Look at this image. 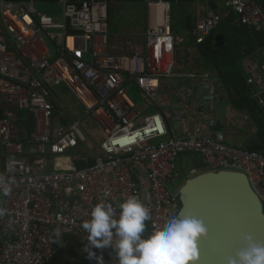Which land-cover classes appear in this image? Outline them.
<instances>
[{
  "label": "built area",
  "instance_id": "1",
  "mask_svg": "<svg viewBox=\"0 0 264 264\" xmlns=\"http://www.w3.org/2000/svg\"><path fill=\"white\" fill-rule=\"evenodd\" d=\"M113 1L0 0V181L9 188H0V264H97L83 250L87 233L81 227L95 204L109 202L118 210L136 195L150 209L147 236L180 211L179 189L170 187L205 171L244 174L264 210V152L207 133L169 137L163 116L140 118L131 96L133 86L147 96L159 82L176 79L209 89L223 84L209 71L177 73L176 48L191 38L203 45L230 14L236 24L264 32V0H225L226 13L212 0H143L145 43L125 54L113 53L109 43ZM191 3L199 4L193 34L176 35L172 16L153 12ZM57 4L60 18L38 8ZM242 68L264 117V47L244 53ZM64 86L87 115L92 112L95 126L58 111L55 90ZM29 115L34 130L25 137ZM98 137L106 139L94 163L78 168L88 164L86 150ZM68 156L67 167L61 161ZM94 251L104 264H118L112 248Z\"/></svg>",
  "mask_w": 264,
  "mask_h": 264
},
{
  "label": "clouds",
  "instance_id": "2",
  "mask_svg": "<svg viewBox=\"0 0 264 264\" xmlns=\"http://www.w3.org/2000/svg\"><path fill=\"white\" fill-rule=\"evenodd\" d=\"M4 193L9 188L0 181ZM0 211V215H2ZM150 209L130 195L117 207L109 202L95 204L81 227L87 233L84 251L89 260L104 264L94 249L112 248L118 264H198L199 241L208 229L204 221L188 213L171 215L162 228L145 236ZM57 237L60 231L55 232ZM226 264H264V242L253 235L243 237L242 246Z\"/></svg>",
  "mask_w": 264,
  "mask_h": 264
},
{
  "label": "crops",
  "instance_id": "3",
  "mask_svg": "<svg viewBox=\"0 0 264 264\" xmlns=\"http://www.w3.org/2000/svg\"><path fill=\"white\" fill-rule=\"evenodd\" d=\"M183 7V12L175 15V31L193 34L195 21L199 18V4L191 3ZM176 64V72L183 73V67L177 61ZM196 70L199 69L194 71ZM138 98L141 105L137 109L141 112L142 119L152 114H161L166 121L169 137L207 133L227 145L242 148L251 146L257 137L255 124L245 112L233 106L222 82L209 89L207 85L195 84L188 79L161 81L156 92L147 96L143 94ZM134 102L137 103L136 100ZM253 130L255 131L250 133ZM69 162V156L61 161L67 167ZM182 165L186 169L192 168L186 159L182 160Z\"/></svg>",
  "mask_w": 264,
  "mask_h": 264
},
{
  "label": "water",
  "instance_id": "4",
  "mask_svg": "<svg viewBox=\"0 0 264 264\" xmlns=\"http://www.w3.org/2000/svg\"><path fill=\"white\" fill-rule=\"evenodd\" d=\"M202 6L205 2L200 3ZM217 45L226 37L217 34ZM179 215L191 213L208 229L199 241L198 264H226L251 234L264 242V210L248 178L230 171H205L185 179L179 188Z\"/></svg>",
  "mask_w": 264,
  "mask_h": 264
},
{
  "label": "rangeland",
  "instance_id": "5",
  "mask_svg": "<svg viewBox=\"0 0 264 264\" xmlns=\"http://www.w3.org/2000/svg\"><path fill=\"white\" fill-rule=\"evenodd\" d=\"M219 7L218 11L222 13H226L227 9L224 7L225 0H216ZM40 12H46L51 15L56 16L57 12L61 15L62 8L57 5L52 6V8H43L41 5L38 6ZM184 10L183 5H174L171 8V15H172V24L175 25L177 23V19L175 15L180 12L182 13ZM58 18L59 15H57ZM232 18L235 23V16L230 14L227 18ZM225 19V20H226ZM109 26H110V36H109V43L112 48V52L115 54H125L128 52L129 47L138 46L141 47L145 43V37L148 29V10L146 7V2L143 0H118L113 1L111 8L109 9ZM236 28H240L235 26ZM186 40V39H184ZM226 44V42H225ZM224 44V45H225ZM263 47V46H262ZM232 53V51L222 52L218 56L220 59L219 64L224 63L228 56ZM236 56L237 62H241L240 58ZM176 61L179 66H182V71L191 72L195 69L202 70L199 68L201 66H205L207 61L202 59V50L200 46L195 44L193 38L187 40L185 44L181 47L176 48ZM210 72V71H209ZM216 75V72H210ZM55 94L57 96V107L60 113H65L69 116V118L76 122L78 120L85 121L90 126H95L97 122L93 118L92 112L90 115H87L86 110L81 105L77 97L67 88V87H60L55 90ZM135 105L138 107L141 103L137 102ZM142 118V115L140 116ZM251 119V118H250ZM252 120V119H251ZM253 122V121H252ZM254 123V122H253ZM86 135H89L90 132L83 128ZM255 130H258L257 128ZM255 130L251 131L253 133ZM97 133V132H96ZM95 134V133H94ZM258 134V133H257ZM256 134V135H257ZM95 135L88 136L89 139ZM105 137H98V139L92 141L91 143L94 144L95 148H88L86 150L89 162H93L95 158V153L99 152V144L100 142L105 141ZM84 149V148H83ZM86 149V148H85ZM94 149V150H93ZM92 155V157H91ZM190 170V169H189ZM195 176V175H192ZM189 176V177H192ZM182 180L177 181L174 186L170 187V190L173 192H177L179 187L181 186ZM81 251L78 252V254Z\"/></svg>",
  "mask_w": 264,
  "mask_h": 264
},
{
  "label": "trees",
  "instance_id": "6",
  "mask_svg": "<svg viewBox=\"0 0 264 264\" xmlns=\"http://www.w3.org/2000/svg\"><path fill=\"white\" fill-rule=\"evenodd\" d=\"M212 3L218 10L219 5L217 1L212 0ZM196 25L197 22L195 21V28ZM235 26L240 28H236ZM172 30L176 35L180 34L175 31V25L173 24ZM217 34H223L226 37L225 45H217ZM260 46L264 47V32H257L251 30L248 26L234 24L233 19L229 17L224 20L221 26L203 45H200L202 59L207 61V63L205 66L203 65L199 68L205 71H214L219 74L218 76L222 79L233 106L237 110L245 112L258 129L257 137L254 138L253 144L249 147V150L253 152H264V117L253 99L252 89L246 85V75L242 68V59L244 53L251 52ZM228 51H232V53H230L224 63L219 64L220 59H218V56L222 52ZM237 55L241 62H237ZM231 90L235 91V94H232ZM141 95L143 93L137 87H131V96L134 101L136 100L138 102V97ZM22 127L25 130V137H27V133H31L34 130V120L30 115L29 119L24 120ZM93 163L94 161L88 162L87 165L78 164V168L87 167Z\"/></svg>",
  "mask_w": 264,
  "mask_h": 264
},
{
  "label": "bare ground",
  "instance_id": "7",
  "mask_svg": "<svg viewBox=\"0 0 264 264\" xmlns=\"http://www.w3.org/2000/svg\"><path fill=\"white\" fill-rule=\"evenodd\" d=\"M153 12H158V13H160L161 15H163L164 14V16H167V12H168V14H170L171 15V7H169V8H166V9H155ZM195 32V31H194ZM168 47H169V44H168ZM155 85V84H154ZM137 142V141H136ZM135 141H133V142H131V144H134V143H136Z\"/></svg>",
  "mask_w": 264,
  "mask_h": 264
}]
</instances>
